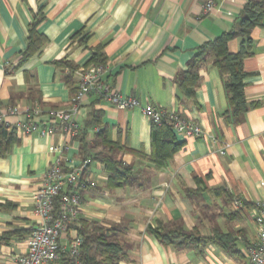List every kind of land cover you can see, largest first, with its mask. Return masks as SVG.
Returning a JSON list of instances; mask_svg holds the SVG:
<instances>
[{
    "label": "crops",
    "instance_id": "1",
    "mask_svg": "<svg viewBox=\"0 0 264 264\" xmlns=\"http://www.w3.org/2000/svg\"><path fill=\"white\" fill-rule=\"evenodd\" d=\"M205 1L0 0L1 109L17 106L23 113L34 106L66 107L77 85V71L99 48L111 87L142 104L177 111L204 133L195 138L175 133L181 149L156 170L147 159L151 123L140 108L119 109L94 94L83 99L79 127L95 102L108 139L134 152L126 151L122 160L132 165L137 182L123 188L109 190L102 166L91 161L86 175L96 185L81 193V211L74 224L82 220L119 225L127 248L118 264H246L247 247L256 240L251 209L264 200V16L250 32L252 53L242 63L249 107L231 117L225 114L227 96L216 67L206 64L199 69L193 98H186L175 84V76L195 49L230 30L246 2L213 0V8L204 12ZM35 18L45 43L24 60L28 29ZM77 32L85 43H78V37L71 40ZM240 43V38L230 40L229 52L238 51ZM59 61L76 70L70 74L55 65ZM14 119L8 117L7 127L13 128ZM13 129L17 142L0 157V234H18L0 243V264H15L25 251L26 232L38 222L32 212L33 196L47 168L60 158L73 169L83 157L77 138L68 139L59 152L60 132L27 136ZM96 130H88L89 143ZM223 144L228 146L220 154ZM235 200L244 205L235 207ZM170 221H181L203 237L232 232L235 250L226 251L211 241L198 251L177 248L159 243L147 232L148 226ZM74 225L61 240L63 245L76 235Z\"/></svg>",
    "mask_w": 264,
    "mask_h": 264
},
{
    "label": "trees",
    "instance_id": "2",
    "mask_svg": "<svg viewBox=\"0 0 264 264\" xmlns=\"http://www.w3.org/2000/svg\"><path fill=\"white\" fill-rule=\"evenodd\" d=\"M263 16L264 0H246L230 30L195 49L194 54L187 61L185 69L175 76V84L186 98H193L194 88L199 79V69L206 64H210L218 69L222 77L228 103V109L225 114L236 118L248 109L249 104L243 93L245 74L242 70V63L252 53L250 32L254 27L261 25ZM39 22L40 20L35 18L28 29V42L22 55L24 60L39 51L45 43V39L36 29ZM79 34V32L73 34L71 40L75 41ZM234 38L241 39L239 49L236 52H229L228 43ZM78 43H85L84 37H78ZM89 64H106L99 48L91 52L90 62L86 66ZM55 65L67 68L70 74L76 70L68 62L59 61L55 62ZM69 77L67 76L66 80ZM75 90L76 87H74L72 95ZM94 95L98 99H102L100 95ZM93 104L89 109L87 118L79 127L77 134L72 138L79 140L81 154L83 155L81 161L87 158L90 160L82 174V178L88 177L86 175L87 167L93 161L102 166L106 174L105 184L109 190L135 184L137 176L133 171L132 165L126 164L122 160L123 153L131 151L125 145L120 144V142H112L108 139L107 128L102 123V113L100 110L95 109ZM150 123L151 154L147 159L152 163L154 169L159 170L164 168L172 156L181 149L182 143L177 141L175 132L165 118L160 122L150 121ZM93 127H96L97 130L93 132L92 141L89 143L87 141L88 130ZM14 134L13 128L0 124V157L4 156L12 145L17 142ZM135 155L144 157L142 153H136ZM95 185L84 188L68 185L54 199V212L58 209V199L61 194L77 192L81 201L83 190L93 189ZM242 204L244 205V202ZM76 220L70 227L76 223ZM74 226L76 235L82 240L77 256L81 264H118L125 257L127 243L123 239V229L119 225L101 226L96 224V222L87 223L80 220L79 225ZM30 231L26 232V237L30 234ZM147 232L152 234L159 243L173 245L177 248H190L198 251L209 241L230 252L234 251L236 247L233 237L234 233L232 232L222 233L221 231H216L211 237H203L199 235L195 228L192 230L186 229L181 221L159 223L156 227L148 226ZM17 234L15 231L1 233L0 243H6L10 238L16 237ZM55 264H75V256L70 254L67 248H61Z\"/></svg>",
    "mask_w": 264,
    "mask_h": 264
},
{
    "label": "built area",
    "instance_id": "3",
    "mask_svg": "<svg viewBox=\"0 0 264 264\" xmlns=\"http://www.w3.org/2000/svg\"><path fill=\"white\" fill-rule=\"evenodd\" d=\"M214 6L213 0H206L203 11L209 12ZM106 64H89L77 71L78 80L76 90L70 97L66 107L49 108L43 110L39 106L26 109L23 113L17 106L0 108V124L8 126V117L14 116L12 127L29 136L39 133L41 136L60 132L63 142L58 144V151L66 148V141L72 139L79 129L77 116L81 109L83 99L93 93L119 109L138 107L143 115L153 122H160L163 118L170 124L173 131L187 137L204 135L197 124L187 120L177 111L154 106L149 102L141 103L132 96H123L117 89L106 82ZM215 143V139L211 138ZM227 144H223L218 152L224 154ZM90 160L87 158L73 169L65 167L60 158H57L44 172L39 186L33 196L32 212L37 216L38 222L31 228L26 238L25 251L19 255L15 264H55L59 256V249L67 248L75 256V264H81L77 259L79 247L82 242L77 235L66 238L71 225L81 211V201L77 192L61 194L58 199V209L54 212V199L60 191L68 185L74 187H93L95 182L83 177L86 166ZM235 207L241 206L239 200L233 202ZM255 226L256 240L247 247L246 264H264V200L255 202L251 209Z\"/></svg>",
    "mask_w": 264,
    "mask_h": 264
}]
</instances>
